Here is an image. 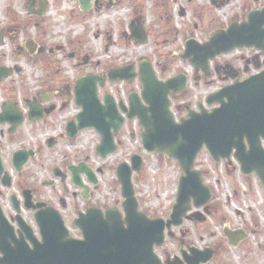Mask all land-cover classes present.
Returning a JSON list of instances; mask_svg holds the SVG:
<instances>
[{
    "label": "rangeland",
    "instance_id": "obj_1",
    "mask_svg": "<svg viewBox=\"0 0 264 264\" xmlns=\"http://www.w3.org/2000/svg\"><path fill=\"white\" fill-rule=\"evenodd\" d=\"M107 1L105 12L83 13L78 2L47 0L48 10L38 18L28 11L30 0H0V32H7L6 44L0 47V67L16 69L12 76L0 81V114L7 101L17 103L21 110H25L27 101H33L40 93L52 96L58 89L65 91L67 86H71L73 91L77 80L82 77L107 74L129 64L138 68L143 60L154 65L162 80L187 74L188 98L177 100L174 108L178 111L176 107L185 103L197 106L209 94L230 82L222 73L216 76L215 72L205 82L203 75L196 74L189 63L174 59L178 50L183 48L180 41L195 38L196 34L207 41L218 27L225 30L229 27L227 25L243 19V8L249 11L264 4V0H230L218 7L213 6L211 0ZM109 1L111 4L119 1V4L107 5ZM182 7L187 10L184 16L180 15ZM139 15L149 36L144 45H135L130 37L131 23ZM196 23L202 25L199 31L195 28ZM32 42L39 44L38 49L30 47L33 52L27 48ZM39 47H45L46 51L40 53ZM237 56H227L224 61ZM137 84L108 82L100 96L112 93L118 102H124L129 93L138 91ZM60 93L47 102V106L56 104L60 108L47 121L31 125L26 120L14 134L10 133L9 125L0 124V144L7 158L6 170L9 173L15 172L12 164L15 151L27 149L38 153L22 174L13 177L12 190H3L0 186L7 198L5 202L1 200L5 213L13 214L10 197L11 194L16 196L21 188H33L38 196L52 198V189L44 183L66 163H74L70 166L85 163L94 170L103 167L95 190L97 202H106L108 207L114 205L122 210L123 198L116 168L129 159L130 154L139 153L145 161L139 182L135 184L140 211L152 219L168 220L182 175L179 165L164 156L144 153L141 128L134 122H128L123 129L120 138L123 142L118 154L106 161L100 160L95 153L97 139L92 132L82 133L75 139V147H69V138H65L66 125L78 110L74 99L70 103L67 93ZM61 135L64 138L57 146L48 147L49 137ZM61 159L66 163L61 164ZM196 169L204 173V182L212 189L213 198L208 210L205 207L193 208L188 213L193 215L187 217L181 227L173 228L177 238L167 241L166 246L160 249L161 253L177 255L182 242L186 250L192 246L199 250L212 249L214 258L208 264H264V187L259 179L254 175L244 177L235 161L215 163L207 151L200 155ZM67 184L72 183L69 180ZM67 184L64 187L68 188ZM197 213L200 218L193 217ZM24 217L36 231L34 215L26 212ZM69 227L72 229L71 225ZM225 231H243L246 238L234 247L228 242Z\"/></svg>",
    "mask_w": 264,
    "mask_h": 264
},
{
    "label": "water",
    "instance_id": "obj_2",
    "mask_svg": "<svg viewBox=\"0 0 264 264\" xmlns=\"http://www.w3.org/2000/svg\"><path fill=\"white\" fill-rule=\"evenodd\" d=\"M78 1L83 11L92 8V0ZM216 3V0H214ZM46 7L38 15H42ZM31 14L33 10L29 8ZM132 38L138 45L148 41V36L139 23L137 29L131 28ZM264 43V9L248 15L243 23H232L227 30L213 32L209 41L203 45L190 40L186 50L180 57L188 60L199 73L203 71L210 76V61L236 49L259 47ZM3 36L0 35V45ZM44 50V49H43ZM12 74V70L0 67V81ZM107 77L110 82L126 81L132 83L136 77L142 82L144 90L140 95L132 93L128 117L138 118L144 128L142 134L146 151L165 154L169 159L178 161L184 175L178 187V199L167 223L162 220H150L138 211L132 183V171L123 164L118 169V177L122 184V192L126 201L123 207L126 212L127 228L124 227L121 214L117 209L107 211L105 221L99 211H88L87 219L80 227L85 240L78 242L68 240V232L62 220L49 212L41 213L38 222L43 234V243H34V249H25L21 243L11 248L7 223L0 214V252L4 258L0 264H161L153 254L154 245L164 241L165 228L178 226L183 217L192 209V201L196 207L207 204L212 193L203 185L202 174L193 170L195 161L206 146L215 161L230 158L234 154L240 162L245 175L256 173L264 185V71L242 82L221 89L215 95L209 96L208 105L219 104L211 113L201 107V113L191 111L188 119L176 123L170 111L171 92L178 93L187 87V77L179 75L167 82L159 81L152 64L144 61L140 64L137 74L135 66L111 70L105 76L90 75L77 81L75 88L76 104L83 108L78 116L79 126L75 122L68 125L71 136L86 128H95L102 135V143L98 152L105 157L115 151L113 128L118 132L124 119L118 114L117 105L112 96L105 97V106L101 104L98 92L105 86ZM146 105L143 104V101ZM31 119H42L43 113L36 100L30 103ZM2 123H12L14 131L23 118L16 106L7 103L4 114L0 116ZM30 156L31 151H19L14 155V165L21 170ZM142 159L135 156L134 170L140 171ZM0 156V176L2 174ZM83 169H85L82 166ZM81 168V169H82ZM78 170H74V181L80 184ZM4 182L10 186L9 178ZM9 182V183H8ZM32 208L36 209V206ZM47 214V215H43ZM102 214V213H100ZM57 219V223L55 222ZM57 227V229H56ZM232 245L245 238L243 233L225 231ZM213 258L210 250L204 253H194L189 264L207 263Z\"/></svg>",
    "mask_w": 264,
    "mask_h": 264
},
{
    "label": "flooded vegetation",
    "instance_id": "obj_3",
    "mask_svg": "<svg viewBox=\"0 0 264 264\" xmlns=\"http://www.w3.org/2000/svg\"><path fill=\"white\" fill-rule=\"evenodd\" d=\"M111 1V0H110ZM109 1V3L107 5H118L119 1H115L114 4H111V2ZM191 1V0H190ZM230 0H216V3H214V0H211L213 6L218 7L220 5H224L227 4ZM34 2V11L35 12H39L40 11V6H45V4L47 3V0H33ZM105 2H108L107 0H93V7L91 9L90 12H105V8L106 4ZM264 8V4L260 5V6H255L253 7L251 10L246 11L245 8L242 9L243 12H245V14L243 15V19L241 20H237L238 22H243L248 18L249 13L253 12V11H257V10H261ZM185 13H187V10L185 11L184 7H182L180 15L184 16ZM135 15L137 14L136 12L134 13ZM37 17V16H36ZM139 23L143 24L142 22V17L139 15V17H137L135 20H133L131 27H133L134 29L138 27ZM234 23V22H232ZM231 23V24H232ZM230 24V25H231ZM227 25L226 27L230 26ZM204 26V24H203ZM202 25L200 24H195V28L196 30H198L199 28H201ZM217 29H220L219 27ZM216 30V29H215ZM5 35H6V30H2ZM199 31V30H198ZM148 34V33H147ZM209 38V37H208ZM190 39H195L199 42H201L202 44L206 41L204 40V38H201L199 36V34H196L195 38H190ZM189 40V39H188ZM208 40V39H207ZM186 42L187 41H180V45L182 48V50H178L179 53H182L183 50L185 49L186 46ZM37 46H39L38 43H36ZM262 49H259V47H252V48H245L242 50H238L234 53H231L229 55H225L219 58H216L215 60L212 61L211 66H212V76L213 73L215 72V75L217 76L218 74L222 73L224 75V78L226 80H228V82L232 83L235 82L237 80H245L247 78H249L250 76L256 75L260 72H262L264 70V43L262 44ZM32 45H27V48L32 47L33 49H38ZM180 47V48H181ZM31 52H33L32 50H30ZM39 52L43 53L40 51L39 48ZM49 52H52V50H49ZM237 56V58L235 59H230L229 61H224V58H226L227 56L233 57ZM229 58V57H228ZM177 59V58H174ZM225 63H224V62ZM183 63V61H182ZM203 81L206 82V80H204V75L202 77ZM59 90V91H58ZM56 94H51V98L55 99L57 96H59L60 91L61 92H66L68 95V99L70 101V103L72 102V99L74 98L73 95V91H72V87L71 86H67L65 88V91H63L62 89H58ZM137 90L138 92H141V84L138 83L137 84ZM40 96V95H39ZM39 98V97H38ZM183 98H188V94H187V90L183 91L182 93L179 94H175L172 96V102L173 105H175L177 100H182ZM71 99V100H70ZM43 107H44V120L43 122L47 121L49 118H51L56 111H58L60 108L56 105H50L47 106V103H42ZM200 103L195 106L194 108H196L198 110V108L200 107ZM178 108H182L180 106H178ZM188 106H185L183 109H181V114L182 117L186 116L188 114ZM209 110H212L209 109ZM178 114V113H176ZM56 124H52L51 126H55ZM123 129L124 127L116 134V138L118 142H121L122 139L121 136H123ZM96 135V134H95ZM97 139L100 140V137L98 135H96ZM64 138V136H57L56 142L59 143L60 140ZM75 144L74 140H70L68 141V145H73ZM0 151H1V155H2V159H3V163H4V169L6 170V163H7V158L5 157V153L4 150L0 144ZM35 157H37L38 153L37 151H35ZM63 157H66V155H63ZM61 164L66 163L64 159H61ZM70 164L66 163L63 166H61L62 168L60 170H62L61 173H59L57 170H55L54 174H53V178H51L50 180H48L47 182H45V186L46 187H50L52 189L51 193L52 194V198L44 195V196H38L37 190L30 188L31 192H24V188H21L19 190V192H17V197L19 199V206L21 208V212L18 213L16 207L14 206V203L11 202V208L13 211V214L10 213H5V211L3 210V202H5L7 200L6 198V193H3L0 190V206L2 207V210L4 212V215L6 216V218L8 219V221L10 222V224L13 227V232L14 235L16 237V239L21 240V238H23V240L32 248V244L30 243L27 233L29 235V237L31 238V234H29L30 230L29 228H27V226H25L24 224L21 223L22 218L25 220L24 217V213L26 212H31L34 215V222L35 225L37 227V230H33L32 229V235L36 236L38 239L41 238V233H40V229L37 225L36 222V217L38 213H42L43 211H46L47 209L53 208L55 211H57L58 213H60L62 219L64 220L66 226L68 227L69 231H70V237L71 238H75L78 240L83 239V234L80 228H78L77 224H76V220L78 218H80L83 215H87V212L92 209L93 207H96L98 209H101L102 211H106L109 207L107 206L106 202H103V204L97 202V198L95 196V190L96 187H92L88 192V199H85L84 197V191L78 187H76L74 185V183L71 180V173L69 171V166ZM23 172V171H22ZM22 172L20 173H16L13 172L12 177L16 176V174H22ZM86 177V176H85ZM84 177V181H86V178ZM71 181L72 184H67L68 181ZM2 180H0V186L1 188H3V190H5V188L2 185ZM65 184H67L68 188L64 187ZM71 188V189H70ZM13 195V194H11ZM24 195L26 197V199L24 198ZM32 196V198H31ZM30 198L29 200H27V198ZM3 200V202L1 201ZM38 203H41L40 205H38ZM29 206L33 207V206H37L40 207L41 211L37 212L31 209ZM26 221V220H25ZM69 225H71V228L69 227ZM171 238H177V235L174 234ZM168 238L165 242V244L160 247V248H156L155 252L156 254H158V256L162 259L164 264H183L186 262V260L188 258H190L191 255V251L195 250L197 251L198 248H195L194 246L188 247V249H185L184 244L181 242L179 244V253H176L177 255L173 254L172 256H167V254H163L161 253L162 248H164L167 244V241L170 242L172 239ZM161 253V255H160Z\"/></svg>",
    "mask_w": 264,
    "mask_h": 264
}]
</instances>
